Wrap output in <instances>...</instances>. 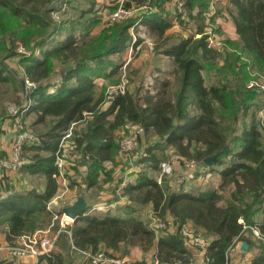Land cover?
Wrapping results in <instances>:
<instances>
[{
  "label": "trees",
  "instance_id": "1",
  "mask_svg": "<svg viewBox=\"0 0 264 264\" xmlns=\"http://www.w3.org/2000/svg\"><path fill=\"white\" fill-rule=\"evenodd\" d=\"M165 1L126 0L131 6L151 7L145 23L153 34L159 38L166 35L165 41L176 38L170 44L157 43L154 48L175 64L173 73L178 87L174 99H165L163 90L154 94L146 90L141 94L139 86L134 92L127 89L116 94L110 106L103 109L108 84L99 88L98 79L120 81L116 75L123 64L122 57L111 55H122L131 46V27L138 18L116 22L90 36L83 32L78 36L72 28L63 38L60 33L68 20H56L52 11L61 10L64 3L71 6L72 0H0V99L5 85L12 83L30 104L25 111L22 105L16 114L0 106V121L18 118L23 129L31 128L39 137V141L22 146V167L46 178L43 191L33 188L0 200V224H5L3 231L9 243L33 230L58 191L56 151L65 129L73 122L79 125L76 139L84 151L82 163L86 165L80 191L100 190L101 176L112 179L113 169H107L105 160L115 159L118 130L132 124L138 127L135 133L140 142L141 129L143 133L153 130L159 134L156 143L142 146L145 155L138 160L150 170L157 169L161 161L155 151L161 145L160 139L172 145L180 156L194 158L201 167L189 176L185 187L174 186L168 177L159 183L146 169L139 172L135 184L124 188L132 201L151 202L155 215L162 220L173 218L176 224L157 234L143 220H125L110 211L102 216L83 214L67 228L72 241L68 232L60 234L63 251L82 254L80 250H122L124 256L129 252L128 245L148 248L145 241L150 246L159 235L160 260L197 263L181 232L182 225L190 222L209 241L205 264H228L231 249L240 241L249 244L250 264H264V222L260 218L264 214V124L253 109L250 120H244L251 107L257 106L258 96L256 89L247 87V82L264 80V0H227L225 17L232 20L236 38L224 40L222 64L216 62L217 50L208 47L204 33L211 0L184 2V10L196 21L186 36L166 34L172 22L165 13ZM90 2V10L79 11L81 17L93 12L96 0ZM155 6L159 8L156 11ZM172 9L182 23L183 11L175 6ZM96 17L92 16L97 19L92 20L95 24L100 19ZM198 33L202 35L195 36ZM20 45L25 50L19 52ZM132 45L135 47L136 42ZM10 58L16 59L21 68L11 67L7 61ZM208 65L215 71L212 83L205 78ZM27 79L31 87L27 86ZM108 113L113 116L106 118ZM217 151L221 153L214 163L204 164V159ZM205 167L212 172L218 170V186L189 183L204 175ZM121 183L122 179L114 190ZM252 226L262 236H257ZM54 255L53 261L51 256L46 257L48 264H64L63 252Z\"/></svg>",
  "mask_w": 264,
  "mask_h": 264
},
{
  "label": "rangeland",
  "instance_id": "2",
  "mask_svg": "<svg viewBox=\"0 0 264 264\" xmlns=\"http://www.w3.org/2000/svg\"><path fill=\"white\" fill-rule=\"evenodd\" d=\"M181 1H183V5H184V2L186 0H166L163 3V5L166 9L165 13L169 14L167 16H168V18H170V20L172 22L171 27L168 29V31L166 33L168 35L183 33L186 36L192 32L193 26L196 23V21L192 17L189 16L187 11L184 10L183 5H182L183 6L182 10H180V11H183L182 18L184 19V21L181 23V21L176 18L175 12L172 11L173 10L172 7L173 6L178 7V4H180ZM108 2H110V4ZM227 2H228L227 0H211V9L207 13L206 20H205L206 26H205L204 33L207 34V39L211 38L210 40L213 44L214 43L219 44V45H217V47H213L215 50H217L218 55L216 58V62L219 64H222L224 61V59H223L224 54H225L224 47H226L224 40L227 37H230L233 39L236 38V33H235V29H234V25H233L232 20L228 17L227 18L225 17V15H226L225 6H226ZM90 3H91L90 0H72L71 6H68L64 3L61 10H53L52 11L53 17L56 20H60V19L68 20V23H65V27L63 28L62 33H60L61 36L63 38H65L67 33L70 30H72V28L75 29V33L78 36H80V34L82 32L85 34L88 33L89 36L90 35H96V34L100 33V31L104 27L111 26L116 22H121V21L127 20L131 17L138 18L134 24V27H131V33L133 36V43L136 42V46L133 47V45H132L133 43H131V46L128 47L127 49H125L123 51L122 55L121 54H113V55H111V57H115V56H121L122 57L120 59V61H123L122 62L123 64L120 68V72H118L116 77L119 76V78L122 79V76H126V78L128 79L126 87L129 90H131L132 92H134L139 86H141L142 87L141 94H143L144 92H146V90H149L148 88H151L150 86H152V85H150V82L154 80V75L159 74L156 72L157 70H152V66H155L157 64H161V65L167 66L169 69L172 68L169 66L170 58H168L166 56L167 58L162 60L163 54H161V52H159L157 50L155 51V49H154L155 45L157 43L158 44H161V43L162 44H164V43L170 44L176 38H173L170 41H165L166 35L163 37L164 38V40H163V38H159L156 34H153V32H151L149 30V28L147 27V25L145 23V20L149 15V12L151 10L150 8L141 10V14L139 16H142V18L134 15V16H130V17L128 16L127 18L121 17V18L111 20V14L113 12H115L117 9H119L121 5L123 7L128 8V9H130L129 7H132V6H126L124 0H120L118 2L117 1H111V0L110 1L96 0V3L93 4L94 5L93 12H89V14L81 17L79 15V11L84 10V9L90 10L91 6H92V5H90ZM73 5H75V6H73ZM158 9L159 8L155 6L154 10L156 11ZM92 16H95V17L98 16V18H100L96 24L92 20L97 21V19L92 18ZM219 27H220L222 32L219 30ZM209 33H210V35H209ZM200 35H202V34L198 33L195 36H200ZM23 50H25L24 47L20 45L18 47V51L21 52ZM7 61L11 65V67L21 68L16 63V59L10 58ZM58 72L59 71H57V73ZM57 73L54 74V78L57 77ZM21 76H22V73H21ZM170 77H171V83L168 84L169 86H166L165 89L163 90L164 91L163 96L165 99L170 98L173 100L174 99V93L176 92L177 87H178V80L175 78V75L173 72H172ZM205 78L207 80V83H212L215 81V78H216L215 77V71H214V68L210 65H208L207 70L205 71ZM259 80H262V79H259ZM26 81H27V86L31 87L32 83H30L28 79ZM104 83L108 84L107 87L114 84L110 80H108L107 78H104V77L98 79L99 88H101V86ZM248 83L249 82H247V87H248ZM161 87L158 89V92L160 91ZM248 88L256 89L258 92V96L256 99L257 106L255 108L252 106L250 109L249 115L245 116V118H244V120H247V121L250 120V115L253 113L252 109L256 111L257 118L258 119L261 118L260 109L258 110V102L261 103L262 100H264V92L261 89H259L258 86H253V87H248ZM156 91H154V93ZM18 95L20 96V99H17ZM23 100H24V98H23L22 93L20 91H17L15 89V87L12 85V83H9V84L5 85V87L3 88V95H2V98L0 99V106H3V107L5 106L6 108H9L12 112H15V114H16L17 112L15 110H18L22 105H25L27 103L26 100H24V101ZM242 121H243V119H240L239 124H241ZM84 123L85 122H82L81 124H84ZM71 126H72V124L69 127H71ZM137 128H138L137 126L134 127V132L137 131ZM26 130L32 134H35L31 128H29V129L26 128ZM77 130H79V125L76 124L72 128V135L70 138V140L72 142H74L75 145H76V143L78 145V142L76 139L77 138V134H76ZM125 131L128 132L129 128L125 127V129L121 128L120 130H118L119 140H120V137L122 136L123 132H125ZM141 133H142V136H141L142 139H141V142H140V140L138 142L139 148H141L142 146L145 147L149 144H152L156 140H158V138H159V136H158L159 134H157L155 131L150 130L148 133H143V130L141 129ZM160 141H161L160 147L155 149V151L160 156V160L162 162L168 161L171 158H174L175 160H179L177 162L176 161L174 162L175 166L173 169H171V171L164 173V175L162 176V180L164 177L170 178V181L175 186L176 181H174V180H175L176 176L183 171V169L186 166V162L185 161L181 162V159L177 157V156H180L179 153H177V150L172 145L167 144L164 139H162V140L160 139ZM80 150L82 151L83 155L75 160L74 165H71V166L66 168V170L68 168L70 169L69 175L67 176V174H65L66 182L68 185H69V182H70V184L71 183H73L74 185L77 184L76 186L79 187V191H76V193L79 195L82 193V191H80V188H82V186H83L81 184L83 183V176H84L85 169H86V165H84L82 163L84 151L81 148H80ZM226 158H228V157H226ZM122 161L129 163L127 160L121 159L120 161H117L114 164H111V168L113 169L112 170V179H110V178L108 179L107 175L101 176L100 179H101V187L102 188L100 190L97 188H93L94 193L103 194L105 191H108L109 187H110V190H112L113 187L116 186V184L118 183V181L120 179H122V182H123L122 173L124 171V166H123L124 163ZM136 161H138V160H136ZM161 161L158 163V168L161 164ZM204 164H206V163L204 162ZM220 164L221 163L217 164L218 167L220 166ZM142 165L144 167V165H146V164H144V162H139L138 166L142 167ZM208 166H210V165H208ZM202 167H204V165H202ZM111 168H110V170H111ZM200 168L201 167L198 164V162H196V163L194 162L192 165H190V168H189V171H191L190 175L195 174L197 172V170L198 171L200 170ZM157 169H151L153 176H156V174L158 173ZM202 170H204L203 172L204 173L206 172V173L204 175L201 174V176H199V177L198 176L194 177L191 181H189V183L191 185H195V184L198 185L199 183H202V185H206V186H208V185L218 186L220 184L221 176H220V173L218 172V170L212 172V171H210V168H208V167L207 168L205 167ZM108 181L110 183L108 185H105V183ZM190 184H189V186H191ZM182 186L185 187L184 185H182ZM65 188H66V186H64L63 184L59 185L58 192L60 193L59 195H61V194L62 195L61 196L58 195L59 197L57 196L56 198L50 199L48 201V204H49V202H52V207L54 208V206H55V208L57 210L61 209L63 207V205L67 203L66 201L68 198L66 195L68 194L70 188L66 189L67 191L66 190L64 191ZM70 195L71 194H69V197H70ZM149 209H151V205H149L148 203L142 205L141 210H140V214H141L140 217L147 219L146 223L148 224L149 227H151V221H152L151 215H153L154 211H152V209H151V213L149 215L148 214ZM52 215H53L52 216L53 222H51V224L48 227L41 228V229L49 228L50 229V231H49L50 236L57 235V240H56L55 246L57 245V247L58 246L61 247L62 237L60 236V234L63 231H66V230L62 229V228H64L62 223H61L62 213L55 212ZM42 218L45 220V218L43 216H40L39 220L36 221L35 225H37V223L42 224L43 223L42 221H44V220H42ZM32 226H34V224H32ZM173 226H172V228H173ZM67 228H68V226L66 227V229ZM151 229H153V228L151 227ZM68 230H70V229H68ZM33 231H35V230H33ZM33 231H31V232H33ZM27 233H30V232H27ZM115 253L117 255L123 256L121 254L122 253L121 250H119ZM73 254H76V253H73ZM77 254H79V253H77ZM37 256H40V255H37ZM79 256H82V254H79ZM130 264H132V263H130Z\"/></svg>",
  "mask_w": 264,
  "mask_h": 264
},
{
  "label": "crops",
  "instance_id": "3",
  "mask_svg": "<svg viewBox=\"0 0 264 264\" xmlns=\"http://www.w3.org/2000/svg\"><path fill=\"white\" fill-rule=\"evenodd\" d=\"M107 1H110V0H107ZM111 1L118 2L120 0H111ZM124 2L126 6H131V5H128L129 3H127L126 0H124ZM108 3L110 4V2ZM166 56L167 55L163 54L162 60L168 57ZM169 66L172 68L169 69L167 66H164L161 64L152 66V70H157L156 72L159 74L154 75V80L150 82V85H152L150 86L151 88H148L150 93L154 94V91L156 90L158 91V89L161 86L162 87L160 91L164 90L166 86H169L168 84L171 83L170 76L175 68V64L173 63L172 59H170ZM109 106H110V102L105 103L103 105V109H107ZM112 116H113L112 113H108L106 115V118H111ZM2 122L3 121H0V200H5L8 197L21 194V193L25 194L27 191L32 190L33 188L39 191L45 190L46 188V178L45 177L37 176L35 174H32L31 172H30L31 176L25 177V172H29V170H26L24 167H22L23 165L18 170L7 169L2 165V160L11 157L15 139L18 133V130H17L18 128L15 127L16 118L7 119V125L5 126L2 124ZM120 160L121 158L118 156L116 152L114 161H111L110 159L105 160L107 169L111 168V164L113 162H117ZM139 162H143V161H135L132 164L123 162L124 163L123 164L124 171L122 173L123 182L118 187H116L115 190H114L115 187H113L112 190H110V187H109L108 191H105L103 194L94 193L93 188H86L84 191H82V193H85V197L88 201V208L84 214L102 216V215H105L107 211H110L111 214L118 215L125 220L131 217L137 220H143L147 228H151L146 223L147 219L140 217L141 215L140 210H141L142 205L148 203L149 205H151V209L153 211L152 203L149 201L143 202V203L134 202L131 200V197L129 196V194L128 193L126 194L124 192V188L127 184L129 183L135 184L137 177L139 175V172L147 169L148 170L147 172H149L150 175H152V172L149 169L150 167L147 168L146 165H144V167L142 165L143 168L139 167L138 166ZM69 173H70V169L68 168L66 170L67 176L69 175ZM57 182H58V185L62 184L60 179H57ZM109 183L110 182L108 181L105 183V185H108ZM76 185H74L73 183L70 184L69 182L68 189L70 188V190L68 194L66 195L68 198L66 201L67 205L73 203L79 196V194L76 193V191H79V187ZM59 194L60 193L57 191L56 194L51 199L56 198ZM69 194H71L70 197H69ZM101 203H106V206L103 209H98V210L94 209L90 211V209H92L94 205L101 204ZM66 204H64L63 206H65ZM62 208L57 210L55 206L53 208L52 205H47L46 210H44L41 213L44 216L45 220L42 221L43 222L42 224L37 223V225H35L33 230L48 227L51 224V222H53L52 214L55 212H60ZM151 209H149V213H148L149 215L151 213ZM260 218H261V222H264V214H261ZM187 223L195 231H197L190 222H187ZM3 227H5V224H0V245H6L9 243L8 242L9 239L7 238V235L5 234V231H3L4 229ZM6 227L9 229V226L6 225ZM198 234L202 235L201 233H198ZM158 237L159 235H156V238L153 239V242L150 246H149L150 243L144 240L145 243H147L146 246H148V248L147 247L144 248L139 244H135V245L127 244L129 252L122 257L132 264H135V263L137 264H156V261H158V264H181L179 259H175V261H172V262H167V261L160 260L158 258V255H159ZM206 241H207V245L205 247H197L191 244L190 242L186 241L187 248L191 249L197 258L196 262H202L203 264H205V253H206L207 246L209 244V241L208 240ZM242 242L243 241L238 242L231 249L230 261L228 264H250L251 258H252V252L248 251V249L247 250L242 249L241 248ZM248 248H249V244H248ZM61 252H63L62 256L65 258L64 264H87L86 261L83 259V257L79 256V254H73L71 250L69 252L63 251V249L60 246L57 247V245L54 247V249L52 250L50 254H42L40 256H17L15 254H12L8 250L4 249L1 254L0 264H48V259L46 258L47 256H51L52 261H53L55 258L54 254H60Z\"/></svg>",
  "mask_w": 264,
  "mask_h": 264
},
{
  "label": "built area",
  "instance_id": "4",
  "mask_svg": "<svg viewBox=\"0 0 264 264\" xmlns=\"http://www.w3.org/2000/svg\"><path fill=\"white\" fill-rule=\"evenodd\" d=\"M182 5H183V1H181L180 4H178L179 10H182V7L184 6ZM129 8L130 9L123 7L121 5L119 9H117L115 12L111 14V20L121 18V17L127 18L128 16L130 17L134 15L139 16L141 14V10L149 9V8L151 9L149 5H143L139 7L132 6ZM139 17L142 18V16H139ZM210 39L211 38L207 39L209 40L208 41L209 48L217 47V45H219L216 43L213 44ZM127 82H128V79L126 78V76H122V79H120L118 83H114L113 85H110L109 87H107L106 99L104 103L111 102L116 94L120 92L121 93L125 92L128 89L126 87ZM253 86H258L259 89H261L264 92V80H259V79L250 80L248 83V87H253ZM29 106H30L29 103L25 104L23 110L24 111L27 110ZM259 109L261 113L260 119H261L262 124H264V100H262V102L260 103ZM18 110H15V111L17 112ZM7 119H10V118H5L1 120L3 121L2 124L4 126L7 125ZM16 125L15 127L18 128L17 129L18 133L15 139L11 157L2 160V165L5 168L11 169V170L20 169L24 163V158L22 155V146L27 142L39 141V137L36 134H32L28 132L26 129H23V126L20 123V120L18 118H16ZM74 125H76V122H73L71 127L65 129L62 132L59 145H58V149L56 151L55 163L58 168V173L55 174V176H57V179H60L62 184L66 186L64 191L68 189V184L66 182V176H65L66 168L71 165H74L75 160L83 155L77 143L75 145L74 142L70 140L71 135H72V128ZM128 128H129V131L123 132L122 136L120 137L117 154L122 160H127L130 164H132L136 160H139L142 156H144L145 152H144V148L138 147L139 138L137 134L134 132L133 125L129 124ZM177 157L181 159V162L182 161L186 162L185 168L180 174L176 176L174 180L176 181L175 186L179 188L187 182L190 176V173H191V171H189L190 165H192L194 162L196 163L197 161L194 158L186 159L182 156H177ZM175 161L177 162L179 160H175L174 158H171L168 161L161 162L159 168L157 169L158 173L156 174V176H154L159 183L162 182L161 180H162V176L164 175V173L171 171V169L174 168ZM29 176H31V173L25 172V177H29ZM262 197H264V188L262 191ZM48 205H52V202H49ZM105 206H106V203L96 204L92 207V209H90V211L94 209L95 210L103 209ZM61 217H62L61 223L64 227L62 229L66 230L69 233V237L72 241L71 230L66 229V227L72 224L74 222V219L65 215L64 213H62ZM151 220H152L151 227L158 234L161 231H165L167 229L172 228V226L176 224L173 218H170L168 220H162L157 215H155V213L151 215ZM252 228L257 236H262V234L260 233L257 227L252 226ZM49 231L50 229L47 228V229H38L30 233H23L17 238L16 241H14V243L0 245V261H1V254L4 249L8 250L9 252L17 256H37V255H42V254H50L56 244L57 235L50 236ZM181 232L186 237V241L190 242L194 246L205 247L207 245V241L202 236H200L198 233H196V231L188 224L185 223L182 225ZM80 251L83 255V259L86 261L87 264H130L122 256L117 255L115 252L108 251L105 249H101L98 251H92V250H80ZM156 264H158V261H156ZM190 264H195V263H190Z\"/></svg>",
  "mask_w": 264,
  "mask_h": 264
},
{
  "label": "water",
  "instance_id": "5",
  "mask_svg": "<svg viewBox=\"0 0 264 264\" xmlns=\"http://www.w3.org/2000/svg\"><path fill=\"white\" fill-rule=\"evenodd\" d=\"M221 151H217L212 155L207 156L204 159V162L207 165H212L215 159L220 155ZM88 208V201L85 197V193H81L78 198L71 204L63 206L60 213H64L65 215L73 218L74 220L83 215ZM241 248L247 250L248 242L243 241L241 244ZM195 264H203L202 262H197Z\"/></svg>",
  "mask_w": 264,
  "mask_h": 264
}]
</instances>
